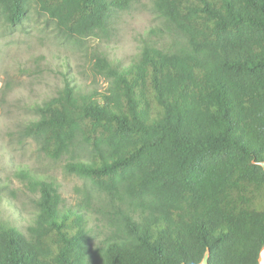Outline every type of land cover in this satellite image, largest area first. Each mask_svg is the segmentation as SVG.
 Returning a JSON list of instances; mask_svg holds the SVG:
<instances>
[{"label": "trees", "instance_id": "16d2710c", "mask_svg": "<svg viewBox=\"0 0 264 264\" xmlns=\"http://www.w3.org/2000/svg\"><path fill=\"white\" fill-rule=\"evenodd\" d=\"M131 0H37L70 36L104 30ZM169 29L128 65L100 54L108 81L67 77L24 133L106 197L68 203L60 184L28 177L38 197L25 228L0 217V264H259L264 246V0H153ZM27 0H0L22 21ZM160 42V41H159ZM13 206V205H10ZM92 222V223H90ZM98 231L103 237L95 241Z\"/></svg>", "mask_w": 264, "mask_h": 264}, {"label": "rangeland", "instance_id": "374dc122", "mask_svg": "<svg viewBox=\"0 0 264 264\" xmlns=\"http://www.w3.org/2000/svg\"><path fill=\"white\" fill-rule=\"evenodd\" d=\"M152 27L169 29L153 0H131L106 29L82 37L60 30L39 9L37 0H27L26 14L15 25L0 12V217L22 228L32 219L39 194L29 173L59 183L68 203L80 199L84 190L93 195L96 210L105 209V195L65 170L68 156H46L39 142L24 133V127L37 117L35 106L55 96L66 77L83 92L104 90L108 81L94 69L98 55L128 65L138 56L145 38L170 43L167 37L151 33ZM101 237L103 232L98 231L94 242Z\"/></svg>", "mask_w": 264, "mask_h": 264}, {"label": "water", "instance_id": "95a60500", "mask_svg": "<svg viewBox=\"0 0 264 264\" xmlns=\"http://www.w3.org/2000/svg\"><path fill=\"white\" fill-rule=\"evenodd\" d=\"M258 163L264 169V160H261ZM209 258H210V252H209V249H207L201 261L198 263H194V264H211L209 261ZM259 264H264V246L261 248L260 253H259Z\"/></svg>", "mask_w": 264, "mask_h": 264}]
</instances>
